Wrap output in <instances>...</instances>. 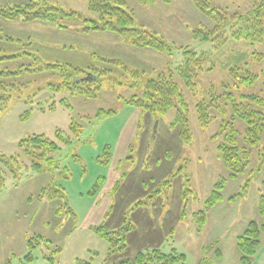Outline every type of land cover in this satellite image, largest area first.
<instances>
[{
	"label": "rangeland",
	"instance_id": "374dc122",
	"mask_svg": "<svg viewBox=\"0 0 264 264\" xmlns=\"http://www.w3.org/2000/svg\"><path fill=\"white\" fill-rule=\"evenodd\" d=\"M26 1L0 0V6ZM51 1L66 9L79 11L86 17L98 19V15L89 11L88 0ZM169 1L156 0L151 6H144L137 0H127V8L135 13L136 27L156 32L175 46L172 58L153 49L126 45L115 33L84 34L81 30L85 24L81 22L68 23L69 29L59 30L48 24L12 23L0 18V35L32 37L37 44L38 54L45 62L69 63L82 68L95 66L99 71L92 73L98 76L101 85L98 96L92 99L83 95L72 97L65 92L53 95L44 90L34 101L59 103L61 98L66 97L73 105L72 112L59 106L55 113H33L22 119L21 115L27 107L35 108V104L26 106L22 100L12 103L0 118V153L8 155L15 154L18 141L29 135L43 133L54 137L55 129L59 127L68 133L71 118L85 125L80 141H75L56 156L67 158L68 154L75 151L83 158L82 164L74 163L71 157L64 161V165L69 166L73 172V177L64 184L76 217H58L55 215V203L47 199L38 200L41 189L50 182L49 175L29 178L33 172L28 171L23 173L18 183L8 179L7 188L0 194V264H52L48 259L51 257L55 260L54 264H111L153 248H159L165 253L175 248L186 256L185 264H199L203 258L213 264H242L237 238L245 232L251 221H263L259 215V201L261 195H264V163L261 165L263 157L260 156L264 155V135L261 144L251 149L248 171L236 180L228 181L223 191L224 201L208 212V221L199 231L193 221V213L204 208L215 184L229 177V172L219 152L223 141V116L217 109H212L211 113L217 116V120L203 129L198 121L196 104L201 100L210 101L211 88L217 96L233 92L232 95L240 104L246 102L242 96H256L264 101V57L260 60L254 57L256 52L264 56V40L255 44L233 41L228 38L231 30L229 26L220 35L226 39L222 45L219 43L222 39L202 42L193 37L192 31L200 28L211 30L215 23L204 16L190 0ZM212 6L233 15L248 13L252 3L251 0H213ZM1 45L3 43L0 40ZM185 49L211 56L205 64L206 70L197 79V86L193 89L186 87L175 75L189 103L187 114L193 141L190 145L185 144L178 130L171 126L177 114L176 109L156 121L150 115L137 116L136 135L130 143L129 152L115 161L119 187L117 190L106 188L101 193L99 207L107 195L111 209L107 217L94 221L108 229H115L126 220L135 226L128 236L127 251L109 257L108 243L84 227L90 206L95 201L87 192L99 176L107 177L109 173L108 168L97 163V157L107 144H114L116 149L122 139L120 129L126 125L127 119L138 113H134L136 109L125 102L132 100L135 95L140 96L149 79L179 67L184 61ZM94 53L105 59L121 60L130 70H140L142 74L136 77L113 65L96 61ZM105 69L112 72L105 73ZM250 75L254 77L253 83H239L238 77ZM83 76L88 77L85 74ZM43 77L38 84L45 82ZM33 79L28 77L26 80ZM38 84L30 86L25 95L34 92ZM221 106L227 109L225 120L232 122L240 145L245 147L247 123L231 119L233 113L229 101L226 103L222 98ZM245 106L255 111L264 108L249 101ZM101 109H113L116 114L98 119L96 116ZM86 117H92L93 121H87ZM90 138L93 139L91 144H81L82 140ZM173 174L176 177L173 178L171 189L159 195L152 194L161 181ZM188 179L190 182H187ZM247 181L250 183L247 184ZM243 187L246 194L230 203L228 199L243 191ZM187 188L194 193H186L188 198L182 200V191ZM183 203L186 205L185 218L180 221ZM35 237H40V245L32 252L31 261H25L29 252L28 240ZM253 264H264V235Z\"/></svg>",
	"mask_w": 264,
	"mask_h": 264
},
{
	"label": "trees",
	"instance_id": "16d2710c",
	"mask_svg": "<svg viewBox=\"0 0 264 264\" xmlns=\"http://www.w3.org/2000/svg\"><path fill=\"white\" fill-rule=\"evenodd\" d=\"M144 6H151L156 0H137ZM170 2L169 0H166ZM195 7L208 19L215 23L211 30L200 28L193 30V37L202 42L217 41L222 39L227 27H231L228 38L233 41H245L250 44L261 43L264 40V0H251L252 8L246 14L228 15L226 12L212 6L213 0H190ZM127 0H88V9L90 12L98 15V19L86 17L79 11L66 9L61 5L54 4L51 0H27L22 3H6L0 6V18L12 23H43L54 26L59 30L69 29L68 23L81 22L85 24L81 30L84 34L93 32H111L118 35L122 42L134 48H149L157 52L166 54L172 58L175 46L167 42L166 39L156 32L145 30L135 26V13L128 10ZM1 31V30H0ZM80 31V32H81ZM3 45L0 46V118L4 116L7 108L14 102L24 100V104L34 106L24 111L22 119L28 118L33 113H55L59 106L69 112L74 111L72 103L64 97L59 103H48L50 101L35 103L44 90L55 94L67 93L72 97L83 95L88 99L96 98L99 94L100 80L92 71H99L95 66L87 68L77 67L69 63H49L45 62L38 54L37 44L32 37L20 38L9 34L0 35ZM226 39L220 40V45ZM218 47V46H217ZM184 61L175 70L168 69L161 73L157 78L149 79L140 96H133L132 100L126 101L125 104L139 110L140 116L150 115L155 121L166 116L173 109L177 110L176 117L171 126L178 130V135L187 145L193 141L190 131V119L188 118L189 103L184 95L183 88L175 79L177 75L189 89L197 86V79L202 72L206 70L205 64L210 54H198L194 50L185 49ZM96 61H102L113 65L124 72H130L136 77H140V70L132 71L126 64L117 59H105L94 53ZM254 57L261 59L262 54L254 53ZM102 71L104 69H101ZM112 72L105 69V73ZM87 75L85 77L83 75ZM47 75V77H43ZM236 75V74H235ZM33 77V80H26ZM43 77L44 83L38 84L39 79ZM239 78L240 84H251L254 81L253 76ZM26 80V81H25ZM56 80V81H55ZM38 84L39 87L31 93L25 95L30 86ZM210 101H199L196 104L198 121L201 128H208L217 116L212 115L211 110L217 109L223 116L221 129L223 141L219 146L220 158L224 167L229 172V177L219 180L211 192L209 198L205 201L204 208L193 213V221L201 231L208 221V212L215 208L219 203L224 201L223 191L229 180H236L239 176L244 175L250 167L251 149L261 144L264 135V108L260 111L250 110L245 106L249 101L264 106V101L258 97L242 96L246 102L240 104L229 91L217 96L209 90ZM222 98L226 103L229 101L232 107V120L240 119L247 123L248 128L245 136V147L239 143L238 134L231 121H226L228 111L221 106ZM242 101V100H241ZM113 109L99 110L97 118L110 117L115 115ZM85 118H83L84 120ZM87 121H93L92 117H86ZM69 132L62 128H56L54 137L46 134H33L21 138L17 144L15 154L0 153V194L7 188V180L12 179L15 183L20 182L24 172H33L29 178L38 175H49L50 182L43 187L38 195V200L47 199L56 204V213L58 217L69 215L75 218L76 214L70 205V198L67 188L64 184L73 177L71 168L64 165V161L71 157L74 163H83V158L73 151L68 154L67 158H57L64 148L72 146L75 141H80L84 134L85 125L77 119L71 118L68 126ZM155 137V136H153ZM93 139L82 140V143L91 144ZM169 157V154H166ZM261 165L264 163V155H260ZM112 146L107 144L103 152L97 157V163L104 167H109L112 162ZM86 172V171H84ZM85 173L83 174V176ZM167 177L161 181L157 190L152 194L159 195L162 191H167L173 186V178ZM229 178V179H228ZM106 176H99L94 182L87 195L96 198L102 191L106 183ZM187 182H190L188 179ZM250 181H247V184ZM118 181L115 190L118 189ZM264 185V178H263ZM237 192L230 197V203L236 202L240 197L246 194V191ZM186 193L192 194L194 191L190 188L182 191V200H186ZM81 195H84L83 193ZM158 197V196H156ZM142 203V202H141ZM139 203L138 205H141ZM143 204V203H142ZM145 205V203H144ZM111 209V208H110ZM186 205H182L180 221L185 218ZM108 215V214H107ZM259 215L263 221H251L245 232L237 238V246L241 254L242 264H253L254 259L262 246V236L264 235V195H261L259 201ZM107 217V216H106ZM135 226L126 220L123 225L108 229L103 224L91 226L89 229L96 235L100 236L108 243V256L123 254L128 249V236L134 230ZM40 237L28 240V255L25 261H31L32 252L40 245ZM57 250H60L57 248ZM208 250L205 251V253ZM219 254V252H218ZM54 264V258H48ZM112 260V259H111ZM108 261V259H106ZM186 256L179 253L175 248L165 253L159 248L139 251L133 258H126L121 261L111 262V264H185ZM10 264V263H9ZM20 264H26L21 262ZM90 264V263H87ZM199 264H213L211 261L203 258Z\"/></svg>",
	"mask_w": 264,
	"mask_h": 264
},
{
	"label": "crops",
	"instance_id": "0c3cea01",
	"mask_svg": "<svg viewBox=\"0 0 264 264\" xmlns=\"http://www.w3.org/2000/svg\"><path fill=\"white\" fill-rule=\"evenodd\" d=\"M136 111H138V113H136ZM136 113V118L135 117H131L130 119H127L126 120V125L120 129V135H121V141L118 142L117 146H116V149H115V145L114 144H111L112 146V153H113V157H112V162H111V165L109 167H107L109 169V173L107 175V179H106V187L105 185L103 186L102 188V191L105 190L106 188L109 189V188H115L118 181H119V178L118 177V173L116 171V159H119L120 157L124 156L125 154H128L129 152V148L131 147L130 143L132 142V139L133 137H135V131H136V119H137V116L139 118L140 116V112L139 110H135ZM115 151V152H114ZM102 191L99 193V195L94 198V203L93 205L91 204L90 206V210L88 212V216L85 218L86 220V223H84V227L86 228H90L91 226H96L98 224H95L94 221L98 222L99 220L103 219L104 217L107 216L111 206L109 205V199L107 197V195L105 196V200L102 204L101 207H99V203L101 201V193ZM90 230V229H89Z\"/></svg>",
	"mask_w": 264,
	"mask_h": 264
}]
</instances>
